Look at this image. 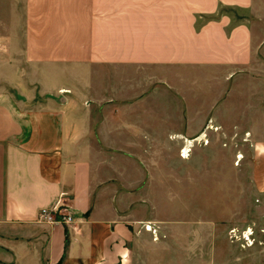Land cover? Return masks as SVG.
<instances>
[{
  "label": "crops",
  "instance_id": "0c3cea01",
  "mask_svg": "<svg viewBox=\"0 0 264 264\" xmlns=\"http://www.w3.org/2000/svg\"><path fill=\"white\" fill-rule=\"evenodd\" d=\"M205 136L247 151L180 156ZM60 200L72 227L39 222ZM246 227L264 229V0H0V264H264L228 238Z\"/></svg>",
  "mask_w": 264,
  "mask_h": 264
},
{
  "label": "rangeland",
  "instance_id": "374dc122",
  "mask_svg": "<svg viewBox=\"0 0 264 264\" xmlns=\"http://www.w3.org/2000/svg\"><path fill=\"white\" fill-rule=\"evenodd\" d=\"M184 146L182 148H184ZM187 146L192 147L191 148L192 151H191L190 157L192 156V154L194 152L195 153L196 152H199V153L200 152H206V153H208V159L205 160L203 163L206 164V162H208V165H209V168L210 169L213 168L212 166H214V165L217 167L216 164L218 162H216V164H212V162H214L213 161V157H214V155H217L218 152H220L222 149L227 150L228 148H232L230 150H233L234 147H235V149L236 148L237 149H240L243 152H246L247 151V148H246L245 145H232V144H226V143L225 144L210 143V141H209V144L208 145H205L204 143L198 142L197 145L195 144V146L197 147L196 149H195L194 144H190V145H187ZM182 148H180V153H181V149ZM180 156H181V154H180ZM190 157L187 158V159H185V160H189ZM244 157H245V160H244ZM242 159H241L242 162H240L241 160H237V162H236L237 165H239V164L241 165V169H242L241 176L235 177V178L239 179L240 182H241V184L243 186H245V185H247V176H245L243 170L246 168V156L245 155L242 156ZM187 162H189V161H187ZM190 167H191V165L188 164V163H186L183 160H178L177 161V170H176V175L174 177V179H175L174 181L177 183V191L172 192V194L175 195L174 197L178 201V204L179 205H178L177 210L180 211V212L185 209V207H184V205H185L184 204L185 192L183 190V184H185L186 182L187 183H190L191 182V180H190V178H191L190 177V170H189V169H191ZM194 167L195 168H198V169L197 170L195 168L192 169V174H193L192 183L193 184H196V185H201L202 183L209 184V189H210L209 190L210 191L209 192V196H210V199L215 200L216 199V192H212L213 189H211V188H212V186H215L217 183L222 182L221 180H222L223 177L220 174H218L217 172H212L211 170L209 171L210 173L206 174V176L204 174V176H203L202 175V172L200 170V167H201L200 166V162H198V161L196 162V165ZM197 189H199V188H197ZM160 194H161V203H162V208H161L162 214H161V217L162 218H165V217L168 218L167 213H168V210L169 209L167 207L166 200H167V196L169 195V193L161 192ZM196 194L198 196H200L201 193L200 192H198V193H195L194 192V195H196ZM241 205H242L241 206L242 207L241 208L242 209L241 212L242 213H245L246 212L245 211V207H243L245 205V197H244V195L242 196ZM195 210L199 212L200 209L199 208H196ZM144 228L146 229V225L144 226ZM234 229H237V228H234ZM246 229H248V227H246L245 229H237V231H240L241 232V231H244ZM255 230L253 229V231L255 232V235H256V239H257L256 245H261L262 247H264V240L262 241V240H260L258 238V236H260L261 234H264V233L262 232L261 229L256 230V231ZM228 238H229V240L231 242L237 243L242 251L247 250V249L242 248L240 242H238L236 239H233L232 237H230L229 233H228Z\"/></svg>",
  "mask_w": 264,
  "mask_h": 264
},
{
  "label": "built area",
  "instance_id": "2783aa9c",
  "mask_svg": "<svg viewBox=\"0 0 264 264\" xmlns=\"http://www.w3.org/2000/svg\"><path fill=\"white\" fill-rule=\"evenodd\" d=\"M200 143H204L205 145L209 144V140L205 136ZM192 143H188L181 149V157L183 159H187L190 157L192 147L187 146ZM242 156L238 155V160H241ZM38 221L41 223H47L51 225L61 224L68 228L72 227V225L76 222L74 209L65 203L63 200L58 201L55 205L47 208H43L40 210L38 215ZM147 230L152 231L151 226H146ZM156 233V230H153ZM264 233V230H262ZM230 237L236 239L240 242L242 248L251 249L256 245L257 239L255 232L253 229H246L244 231H237V229H231L229 231Z\"/></svg>",
  "mask_w": 264,
  "mask_h": 264
}]
</instances>
